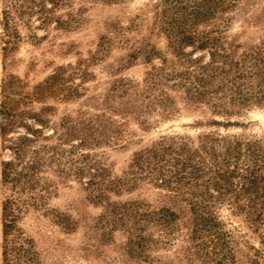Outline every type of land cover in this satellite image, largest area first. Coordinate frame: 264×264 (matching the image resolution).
<instances>
[{
	"label": "trees",
	"instance_id": "trees-1",
	"mask_svg": "<svg viewBox=\"0 0 264 264\" xmlns=\"http://www.w3.org/2000/svg\"><path fill=\"white\" fill-rule=\"evenodd\" d=\"M18 1L22 2L19 9L36 16L41 27L54 25L57 30L68 32L74 29L68 13H57L67 0ZM97 1L117 5L125 0ZM240 1L161 0L158 31L171 59L163 58L158 67H151L140 86L115 79L105 94L106 105L112 110L118 108L116 114L120 117L130 116L140 124H146V115L152 112H159L164 118L174 115L178 102L192 111L205 106L212 115L221 117L238 116L252 106L264 108V47L225 45L221 35L226 15ZM12 9L5 1L0 21L4 70L16 44L9 33ZM110 25L114 33L121 30L119 23ZM108 37H100L98 53L110 42ZM196 52H207L208 60L204 61L202 55L194 57ZM148 55L151 59L160 58L154 49H149ZM34 89H38L34 98L39 102L46 96H62L67 101L76 92L57 77ZM30 93L27 84L19 79L2 83L0 134L6 137L24 125L33 139L22 135L10 140L12 158L0 161L1 264H44L36 242L22 226L30 212L46 210L47 190L53 183L43 171L56 165L54 171L60 178L69 175L59 164L67 151L64 146L70 147L67 152L72 154V148L93 149L108 145L118 132L116 121L102 119L103 115L97 117V127L90 122L63 119L54 125L51 136L43 137L46 143H55L33 148L40 131L31 129L23 123L24 119L29 117L46 128L55 109L42 104L38 111L33 110ZM206 124L227 127L231 123L211 119ZM74 174L80 180L88 177L83 187L85 199L101 208L91 231L98 234L103 245L114 243V234L121 232L124 240L120 249L132 262L160 264L152 252L182 230L188 243L185 251L193 250L204 264H259L256 255L249 251L241 258V248L225 229L216 209L226 205L243 216L264 243V144L260 141L214 132L199 135L194 145L176 138L161 139L135 152L120 177L112 176L93 159L89 165L78 166ZM145 181L162 192L161 204L154 207L142 198L119 200L124 194L134 193ZM53 214L62 230L74 229L76 222L70 215L57 211Z\"/></svg>",
	"mask_w": 264,
	"mask_h": 264
},
{
	"label": "rangeland",
	"instance_id": "rangeland-1",
	"mask_svg": "<svg viewBox=\"0 0 264 264\" xmlns=\"http://www.w3.org/2000/svg\"><path fill=\"white\" fill-rule=\"evenodd\" d=\"M5 1L13 7L9 33L16 44L5 61L4 70L0 22V102L3 81L14 78L27 84V90L32 92L33 110L38 111L42 104L55 109L46 128L29 117L24 119L23 123L40 131L32 147L46 143L43 137L51 136L54 125L58 126L63 119L71 123L90 122L97 127L100 122L96 119L103 115L102 119L108 117L116 121L118 127L108 145L93 149L72 148L73 154L67 152L70 147L64 146L67 151L59 164L70 174L60 178L54 171L56 165L43 171V175L53 183L47 190L46 210L30 212L22 221L23 228L36 242L44 264H141L130 261L123 254L120 245L124 235L121 232L114 234V243L103 245L98 234L91 231V224L101 213V208L87 202L83 187L88 177L80 180L74 174L75 169L89 165L93 159L106 167L112 176L120 177L135 152L167 138L194 145L199 135L209 132L264 144V108L252 106L238 116L221 117L212 115L205 106L192 111L178 102V111L174 115L164 118L159 112H152L146 115V124L132 121L130 116L120 117L116 114L118 108L112 110L105 102L111 83L115 79H125L140 86L151 67H158L163 58L171 59L165 40L158 31L161 0H125L117 5H104L97 0H67L66 6L57 13H68V18H73L70 22L74 29L69 32L57 30L54 25L41 27L36 16L19 9L22 2L18 0H0V21ZM225 18L226 26L221 30L225 45L264 47V0H241ZM112 22L119 23L121 27L117 33L110 30ZM102 35H108L110 42L104 44L98 53ZM149 49L157 50L160 58H149ZM201 55L204 61L208 60L207 52H196L193 56ZM52 77L61 79L66 87L75 90L74 96L67 101H63L62 96H46L44 100L37 101L34 92L37 93L38 89L34 88ZM1 119L0 116V122ZM211 119L231 124L227 127L209 126L206 122ZM22 135L33 139L32 132L24 125L16 127L14 133L6 137L0 134V161L12 158L10 140ZM49 143L55 142L46 144ZM161 193L145 181L134 193L124 194L119 200L142 198L155 207L164 200L159 195ZM1 201L0 192V229ZM53 211L70 215L76 222L74 229L66 232L56 225ZM216 212L241 248V258L249 251L256 255L259 264H264V243L249 228L244 217L226 205L218 206ZM185 239V232L180 230L174 239L160 243L152 257L159 258L160 264H204L193 250L190 253L185 251L188 246Z\"/></svg>",
	"mask_w": 264,
	"mask_h": 264
},
{
	"label": "crops",
	"instance_id": "crops-1",
	"mask_svg": "<svg viewBox=\"0 0 264 264\" xmlns=\"http://www.w3.org/2000/svg\"><path fill=\"white\" fill-rule=\"evenodd\" d=\"M0 232H1V229H0Z\"/></svg>",
	"mask_w": 264,
	"mask_h": 264
}]
</instances>
